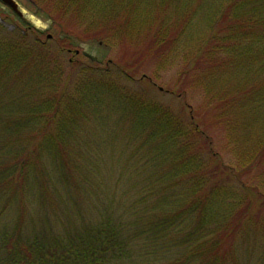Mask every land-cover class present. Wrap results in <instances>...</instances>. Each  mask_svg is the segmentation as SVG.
Returning a JSON list of instances; mask_svg holds the SVG:
<instances>
[{"label":"trees","instance_id":"16d2710c","mask_svg":"<svg viewBox=\"0 0 264 264\" xmlns=\"http://www.w3.org/2000/svg\"><path fill=\"white\" fill-rule=\"evenodd\" d=\"M22 1L59 42L134 41L152 79L179 63L185 114L93 77L76 49L32 44L42 33L24 21L0 25V84L19 69L15 83L40 88L32 100L0 90V264H264V74L251 72L264 0Z\"/></svg>","mask_w":264,"mask_h":264},{"label":"rangeland","instance_id":"374dc122","mask_svg":"<svg viewBox=\"0 0 264 264\" xmlns=\"http://www.w3.org/2000/svg\"><path fill=\"white\" fill-rule=\"evenodd\" d=\"M20 2V6L23 9L25 15L24 18L26 20L27 26L32 30H39L42 34L40 36V40L35 43L33 41V37L28 36L29 42L32 44H40L41 42H46L49 45L47 47L46 52H50L52 50H60L64 47H70L73 49H79L83 48L85 51H88L90 54L93 55V60H91L88 57L84 56V60L88 63L94 64L96 69H93V77L95 78H101V70L108 73L111 72L109 76L115 78L119 82V87L122 91H131V92H138V93H145L147 97L152 98L156 101H159L163 104L170 105L171 107L177 109L182 108L180 100L177 98L176 95H174V87L173 83L174 80L177 79L176 71L180 67L179 63H177L172 69L163 70L161 71L157 77L150 78L149 75L152 74V71L155 67V61L153 59V56L149 57H140L136 61L134 60V52L135 50H140V46L136 45L134 41L132 40H126L124 37H121V35H117L116 40L121 41L122 44L119 46H123V48L116 49V51L111 50L110 48H104L101 44H98L97 41H83V42H75L73 39L69 41L59 42L58 39H62L63 35H59V31L54 25V20L52 18L44 19L42 15H37L33 11V8L31 6H28L25 4V1L17 0ZM38 5V3H36ZM31 7V8H30ZM38 7L47 10V7L44 6V4ZM1 13L3 16L9 17V20H3L0 19V24L5 27L6 30L4 31H12L14 29V24L19 29V32L23 28H21L20 24H23L20 22L19 18H16L13 16V14L6 8L0 7ZM11 22V23H10ZM56 23V22H55ZM61 24H69L71 23V17L67 16H61ZM70 32V30L67 31V34ZM2 34H10V33H4L3 31H0ZM40 35V34H39ZM51 35V36H50ZM69 35V34H68ZM45 37V38H44ZM98 47H103V51H98ZM166 46H162V49L165 51ZM182 48L178 45V43L175 44L174 50H181ZM42 52H45L41 50ZM262 52L259 51V47L257 44L251 45V56H253V59H257V56H259ZM64 56V55H63ZM159 56V55H158ZM219 57H222V54H219ZM177 59L179 57L177 56ZM135 62V63H134ZM134 63V65H133ZM133 65V66H132ZM132 66V68H131ZM109 67V68H104ZM119 67L121 69H125L126 76L125 75H116L115 69ZM109 70V71H105ZM262 72L264 74V53L262 54L261 58L259 59V62L252 61V70L251 72ZM129 72V73H128ZM18 73H21V71L18 69L16 72H13V75H9L5 79V84L3 82L0 84V90H4L7 87H11L13 89L12 95H15L18 99H24L28 98V100H32L35 98L37 93L39 92L40 88H38L37 85H25L24 82L22 83H15L14 79L18 76ZM149 73V74H148ZM133 75V76H132ZM120 80L118 79V77ZM131 77L133 79L130 81L127 77ZM135 80V81H134ZM139 82V83H138ZM162 88V89H160ZM144 90V91H142ZM173 92V93H171ZM93 96V95H92ZM176 96V97H175ZM87 106L85 110L88 109H94L93 105H84ZM83 111V114H80V107L77 106L73 108V111L77 115H82L83 117H89L88 112ZM211 112V111H210ZM210 112L207 111V113L202 117V120L206 118L208 115V118L210 117ZM182 113L185 114V110L182 108ZM223 128V127H222ZM224 130V129H223ZM210 133H212L215 136V144L216 149H221L222 146H224L223 141V135L220 128L217 129L216 126H211V129L209 130ZM226 151L222 152L223 160L225 162L229 159V154ZM250 175L247 177V175H244L242 179L249 178ZM258 210V209H257ZM259 211L264 216V210L259 207ZM258 211L255 213L256 216H254L255 219L261 220ZM262 225L260 226L264 228V222L262 221ZM255 226H259L255 225ZM260 240L264 241V234L259 233L258 235V242Z\"/></svg>","mask_w":264,"mask_h":264},{"label":"water","instance_id":"95a60500","mask_svg":"<svg viewBox=\"0 0 264 264\" xmlns=\"http://www.w3.org/2000/svg\"><path fill=\"white\" fill-rule=\"evenodd\" d=\"M3 3L10 6L13 10L17 11V4L13 0H1Z\"/></svg>","mask_w":264,"mask_h":264}]
</instances>
